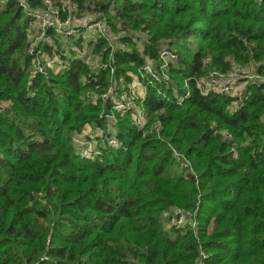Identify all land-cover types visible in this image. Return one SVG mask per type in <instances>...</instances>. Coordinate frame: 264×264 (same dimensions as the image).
<instances>
[{
	"label": "trees",
	"instance_id": "trees-1",
	"mask_svg": "<svg viewBox=\"0 0 264 264\" xmlns=\"http://www.w3.org/2000/svg\"><path fill=\"white\" fill-rule=\"evenodd\" d=\"M49 1L61 20L75 5L103 23L98 64L59 50L51 26L29 51L31 11L47 4L0 2V264H264V81L242 100L196 84L233 67L264 76V0ZM163 45L177 59L137 99L143 127L115 112L121 145L78 156L71 137L105 128ZM53 54L62 71L34 72ZM177 208L190 223L170 220Z\"/></svg>",
	"mask_w": 264,
	"mask_h": 264
},
{
	"label": "built area",
	"instance_id": "built-area-1",
	"mask_svg": "<svg viewBox=\"0 0 264 264\" xmlns=\"http://www.w3.org/2000/svg\"><path fill=\"white\" fill-rule=\"evenodd\" d=\"M6 1L8 0H0V2ZM45 1L48 2V0ZM65 4H69V1H65ZM21 5L23 6V8H25V10L27 9L25 3L21 2ZM75 7V5L69 6L70 9H75ZM31 13L33 17L32 26H35V24H37L39 28L44 29V26H54L57 23V17L55 16V14H57L56 10L50 12L31 11ZM61 23H64V25H66V28H69V30L66 32L67 34H69V31L75 32V28L77 27L80 28L79 30H77V32H80L82 31L81 29H84V31L88 33L95 32L97 36L103 32V23L92 15H83L76 20L67 17ZM43 29L41 30L43 31ZM77 34L80 35V33ZM97 36H94V38H96ZM34 45L35 43L33 42L30 44L29 51H32ZM71 48L76 52L77 57L83 58L90 64L93 63L92 65L94 66L98 64V58L89 55V53L87 54L84 46H82L81 50H78V48L75 46H72ZM158 56L159 59L155 64L154 61L147 60L145 65L141 68L143 73H140V76L135 75L133 77V80L128 83L125 92L122 93L119 97L113 98V104L110 113L104 114L107 125L105 128H93L90 125L86 124L80 133L74 134L71 137L72 145L75 148L78 156L84 159L95 160L101 157V154L104 150L118 148L121 145L116 136L115 112L122 115L129 110H135L137 114L134 116L135 123L140 128L143 127V125L145 124V114L143 110L139 108L137 99L144 97V95L146 94V87L149 84L152 85L155 82L166 81L168 79V76L166 74L168 67L172 63H175V60L177 59V53L174 50L169 49L167 45H163L160 48ZM42 57H44V61H42ZM206 61H208V58H206L205 62ZM33 63L35 67L34 72L43 74H46L48 70H52L55 73H58L62 71L67 65L65 61L61 60L60 57L55 54H53L50 58L48 56L41 55L40 58L35 59ZM232 71H235L240 75L244 74L245 78L252 80V82H255L256 80L264 81V76L261 77L256 74H247L248 70L245 67H233L230 72ZM222 77V73L210 71L207 75L198 78L196 84L198 88H200L204 93H208L209 91L215 92L217 94L225 93L236 96L239 98V100H242L244 98V93H238L237 90L239 89V87L233 86L234 83L231 81L223 82ZM110 93L111 87H109L108 90L103 93L102 97L107 98L108 94ZM175 97L177 102H180L182 100V97L178 96L177 94H175ZM234 106L236 107V105ZM223 133L227 136H230V134L226 131H224ZM174 212L178 216V219L174 221V224L180 226L184 220L185 213L181 209H178Z\"/></svg>",
	"mask_w": 264,
	"mask_h": 264
},
{
	"label": "rangeland",
	"instance_id": "rangeland-1",
	"mask_svg": "<svg viewBox=\"0 0 264 264\" xmlns=\"http://www.w3.org/2000/svg\"><path fill=\"white\" fill-rule=\"evenodd\" d=\"M44 3L47 4V7H48L49 10H54V8H52L53 4L49 0H48V2H46L44 0ZM64 3H65V0H64ZM49 10H47V11H49ZM71 12L73 14L72 17H71V18H73V20L74 19L76 20V19L80 18V16L77 15L76 9L71 10ZM65 19L66 18H64L63 20H65ZM63 20H61V19H59L57 17V23L54 26H51V27H54L56 33H62L61 37H63V38H60V40H59V44L62 43L61 46L56 44V47H60L59 50H62L63 53H65V54L69 53L70 52V47H72V46H70L72 44V42H71V40L69 39L68 36L71 35V34L72 35H77V37L82 38V44L81 45L84 46V49L86 50L87 54L89 53V55L94 56L93 53H92L90 42H91V40L94 39V36H97V34L95 32L88 33L86 31H84V29H81L83 32L82 31H80V32L69 31V34H67L66 32L69 30V28H66V25H64V23H61V22H63ZM41 29H43V28H39L37 26V24H35V26H32V24H31V27L29 28V32H28L30 41H33V43H35V44L38 41H40V40L41 41H45V42L49 41L44 36L43 31ZM77 33H80V35H78ZM72 38H75V36L72 37ZM139 46H140V43H139ZM33 68H35V67H33ZM247 70H248L247 74H249V75H255L256 74L255 73L256 72L255 71V66L251 65V66H249L247 68ZM214 71H216L218 73H221L219 70H214ZM222 75H223V77H222V81L223 82H225V81L230 82L231 81V82L234 83L233 86H238L239 87V89L237 90L239 94H243L244 88L246 87V85L249 84L252 81V80H249V79L245 78L244 74L240 75L239 73H236L235 71H232V72L229 71L228 73H222ZM176 210H178V208ZM177 219H178V216L176 215V213L175 212L171 213L170 220L172 222H174ZM185 219L186 218L184 217V220H183L181 225H185L187 222L190 223V221H186ZM164 222L167 223L168 220L165 219Z\"/></svg>",
	"mask_w": 264,
	"mask_h": 264
}]
</instances>
